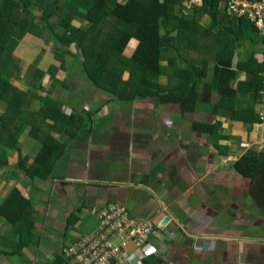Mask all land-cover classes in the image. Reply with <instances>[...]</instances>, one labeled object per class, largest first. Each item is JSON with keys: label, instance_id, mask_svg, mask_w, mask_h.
<instances>
[{"label": "crops", "instance_id": "obj_1", "mask_svg": "<svg viewBox=\"0 0 264 264\" xmlns=\"http://www.w3.org/2000/svg\"><path fill=\"white\" fill-rule=\"evenodd\" d=\"M202 20L206 24L202 28L204 38L194 36L190 44H202V50H196L197 55H201L198 65L203 68L207 61V75L203 76L201 89L196 92L199 96L195 110L184 112L194 116L191 127L196 132L190 133L189 138L177 132L180 140L195 142L196 146L194 144L184 156L177 152L180 147L174 152H162L164 148L156 144L160 138H166L168 147L174 138L172 128L183 126L180 133L185 134L188 127L177 119L179 104L160 101L158 109L154 108L158 125L153 139L149 146L140 149L137 141L145 137L142 133L138 135L148 123V112L135 103L146 99L149 104L150 99L155 101L158 97L127 99L119 106L114 103L104 114L99 113L98 118L103 119L101 125L96 126L94 132L85 126L84 131L89 132V136L81 138L83 133H80L76 146L66 148L58 158L64 160L61 165H53L54 171L52 169L48 176H39L23 169L33 164L27 146L31 138L25 128L18 136L20 151L7 149L9 164H0V202L14 188L29 200L14 225L0 216V264H65L64 249L68 244L99 227L94 211L117 199L135 218H150L156 225L167 214L173 218L167 224L162 223V228H156L151 242L159 251L145 260V264H264V253L253 250L263 247L264 251V242L252 231L257 227L264 230L260 224L264 216L254 212L256 202L248 189L250 179L244 178L234 167L246 154L257 158L264 153V131L258 118L263 104L260 89L256 91L263 45L254 38V26L240 30L243 34L233 40L228 49L232 52L234 77L230 79V86L234 88V95L225 93V88L211 90L205 86L213 84L217 64L214 52L209 53V49L215 51V25L210 17L203 16ZM226 23L232 25V21ZM205 29L213 31V35ZM224 37L229 39L228 35ZM36 39L28 33L14 44L13 53L27 62V67L40 56L27 59L23 55L28 54V46L35 45ZM133 47V43L128 45L124 53L127 49L133 53ZM225 55L226 51L218 57L221 60ZM70 90L65 89L67 98L64 99L73 98L74 89ZM207 91H211L209 101ZM73 104L63 102L61 113L69 114ZM5 105L0 103V112ZM159 113L166 116L158 119ZM206 114H212L213 118ZM214 123H219L217 133L209 131ZM134 129L137 132L132 136ZM63 135L62 140L67 137ZM228 145L231 152L227 155L219 152V148L228 149ZM86 149L91 150L90 155ZM209 149H212V160L206 155ZM21 151L28 158L27 162L31 160L23 167L15 164ZM135 151L141 153L126 167L130 153ZM115 167L121 169L112 171ZM234 175L238 179L226 184ZM243 220H247L251 229L245 234L240 231ZM256 221L260 226L253 224ZM178 223L186 233L180 230Z\"/></svg>", "mask_w": 264, "mask_h": 264}, {"label": "trees", "instance_id": "obj_2", "mask_svg": "<svg viewBox=\"0 0 264 264\" xmlns=\"http://www.w3.org/2000/svg\"><path fill=\"white\" fill-rule=\"evenodd\" d=\"M185 1L0 0V103L6 104L0 112V164L7 162V149L19 151L21 132L33 128L35 139L43 146L27 169L23 165L28 158L20 154L15 164L27 173L48 176L55 156L64 151L56 144L52 132L68 137L73 127L84 126L89 119L109 111L115 99L157 96L156 104L160 101L179 104L177 115L194 111L199 96L196 92L201 89L203 76L207 75V61L203 68L198 65L201 55H197L196 50L201 51L202 44L191 46L190 41L194 36L204 38L203 16L210 17L215 25V51L209 49V53L214 52L217 60L214 82L205 87L225 88V93L233 96L234 88L230 86V79L234 77L232 52L228 49L233 40L243 34L240 30L255 27L253 21L230 13L226 7L229 0H188L189 6ZM228 21H232V25L227 24ZM205 30L211 35L214 33ZM28 33L51 43L53 55L60 62L58 68L50 64L46 70L36 68L33 72L30 64L27 67V62L13 53L12 40ZM132 43L134 51L127 56L124 52ZM26 51L31 52V49ZM225 51V57L220 60L219 54ZM67 54L72 57L68 66L64 58ZM260 63L258 75L255 71L256 91L260 89L259 96L264 103L263 58ZM61 67L71 69L64 81L55 77ZM45 74L51 79L49 84L43 81ZM16 78L23 82L22 87L14 85ZM72 78L77 79L74 88L69 83ZM71 88L76 91L72 99L60 101L49 94ZM100 91L107 94L103 100H99ZM210 95L211 91H207L206 100H210ZM63 102H75L86 114L81 116L72 106L69 114L61 113ZM235 112L238 118L237 109ZM218 125L212 124L209 131L217 133ZM234 167L253 181L250 193L263 208L264 153L257 158L246 154ZM255 181L259 185L254 186ZM28 204L29 200L14 188L0 202V216L14 225Z\"/></svg>", "mask_w": 264, "mask_h": 264}, {"label": "built area", "instance_id": "obj_3", "mask_svg": "<svg viewBox=\"0 0 264 264\" xmlns=\"http://www.w3.org/2000/svg\"><path fill=\"white\" fill-rule=\"evenodd\" d=\"M185 4L189 6V1ZM230 13L247 17L255 25L254 38L262 43L264 61V0H229ZM264 77V71L261 72ZM264 100V88L261 91ZM259 118L264 131V103ZM264 140V139H263ZM94 214L100 221L91 234L68 244L65 264H144L158 249L151 242L156 225L150 218H135L121 204L111 202Z\"/></svg>", "mask_w": 264, "mask_h": 264}, {"label": "rangeland", "instance_id": "obj_4", "mask_svg": "<svg viewBox=\"0 0 264 264\" xmlns=\"http://www.w3.org/2000/svg\"><path fill=\"white\" fill-rule=\"evenodd\" d=\"M16 41H17V39H13L12 42H11L12 45L15 44ZM28 48L31 49V52L26 51L28 54H23L25 58H27V59L28 58L35 59V58H37L40 55L35 61H30V63H29L30 66H31L30 70L32 69L33 72L36 70V68H40L42 70H46V69L49 68L50 64L55 65L57 68L59 67L60 62L53 55V52L51 50V43H46L41 38L37 37L36 44L32 45V46H28ZM131 54H132V51L130 49H127L126 55L130 56ZM64 58L66 59L65 64L68 66L71 63V60H72L71 58L72 57L67 54V55L64 56ZM20 59H22V58H20ZM69 68L70 67H67L66 70H64L63 67H61L59 70H57V72H55V77H57L58 79H61L62 81H64L65 78L68 75L67 72H69V74L71 73V69H69ZM75 79L72 78L69 81V83L72 84L73 88L75 87V83H74ZM18 81H20V83ZM43 81H44L45 84H49L51 82V79H50L48 74L44 75ZM66 82H67V80L65 81V83ZM22 83L23 82L21 80L16 78L14 85H16L18 87H22L23 86ZM24 83L27 85V82L24 81ZM74 93L76 94V91ZM49 94L51 95V97L55 98L56 100H60V101L63 100L64 98H67L66 94H65V90L63 92H61V93H58V92L55 91V92H49ZM72 94H71V96H72ZM71 96L68 95V97H71ZM106 96H107V94L105 92H101V95L99 96V100L105 99ZM149 97H146V98H149ZM89 98H92V97L90 96ZM233 99H234V97H231V100H233ZM124 102H125V100L115 99L112 102V105L114 106V103H115L117 106H119V105H121ZM149 102H150L149 103L150 105L147 104L146 99H143V101H141V103H140V101L135 103L136 107L141 105L148 112L147 117H146V121L148 123L145 124V129L142 132H140L139 135H138L140 137V135L142 133L144 135V137H145V139H142L140 137V140L137 141L141 145L140 149L144 148L145 146H149L150 141L153 139V135H154V133L156 131V128H157V125H158V121L155 119V118H157L156 117L157 113L154 112V108H157L156 106H158V105L156 104V101H154L153 99H150ZM71 106L74 107L75 109H77L81 116L86 114L80 107L77 106V104H73ZM70 109H71V107H70ZM67 113H69V112H67ZM104 113L105 112H103V114ZM206 115L208 116V118H213L212 114H206ZM165 116H166V113H159L158 114V119H161L162 117H165ZM98 117H100V116H96L94 119H89V121L86 122V124L84 126L81 125L78 128L76 126L73 127L72 134H69V137H66V139H64V140H62L64 138V135L62 133H56V132H52L51 131L52 134L54 135L55 139H56V144H60V146L62 148H64V151H65L66 148H72L73 146H76V142L80 139V138H77L80 135V133H83V134L80 135L81 138H82V136H84L86 138L89 136V132L84 131V127L85 126H87L88 130H90L91 132H94V129L96 128V126H100L101 125L103 119H99ZM193 118H194L193 115H188V114L182 113V112L178 115L177 119L181 123L186 125L188 127V130H187V132L185 134H181L180 130L184 128L183 126H181V127L177 126L176 129L172 128L171 134L174 136V138L170 141L168 147L166 146V142H167L166 138H164V139L160 138L156 142V144H159V145H161L164 148L163 151H162L163 153L174 152L177 147H180L181 149H179L177 152H179L180 154H182V156H184L191 149V147L194 146V144L196 146L195 142H194V144H192L190 142H184L183 140L179 139L181 137L180 135H183L186 138H189L190 137V133L195 134L196 131L194 129H192V127H191V123L193 121ZM60 121H62V120H60ZM54 122L55 121L53 120L52 123H54ZM32 130H33V128H32ZM32 130L28 129V131H27L28 137L31 138V143H27V146H28V149H29V151L31 152V154L33 156L32 157V159H33L34 157L37 156V154L39 153V151H40L41 147L43 146V144L42 143L39 144V141H37V139H35V136H34V133H32ZM136 132L137 131L134 129L133 133H132V136H135ZM177 132L180 135H178ZM65 136H67V135L65 134ZM74 137H75V139L71 140V138H74ZM263 139H264V137H263ZM28 141H30V139ZM263 143H264V140H263ZM77 148H80V147H77ZM86 150L88 152V155H90L91 150H89V149H86ZM201 150L203 152V147L201 148ZM218 150L222 154H226V155H227V153L232 151L230 146L228 147V149L219 148ZM140 153H141L140 151H135V152L130 153L129 159H127L126 167H128L130 165L131 161H133V159H135V157H137ZM19 154H20L21 157L25 156L22 151L19 152ZM233 154H235V153H233ZM206 155L207 156L209 155L211 160H212V157H213L212 149L207 150ZM59 157H60V155H56L55 158H54V161H52V164L54 166L56 164L61 165V163L64 161V160H60L59 161V159H58ZM17 160H18V156H17ZM8 161H9V159H8ZM8 161L5 163V165L9 164ZM30 161L31 160H29L27 162V160H26L27 163H29ZM116 169H121V168L120 167H115L114 169H111V170L115 171ZM53 171H54V169H53ZM237 179H238V177L236 175H234L232 181H230V182L227 181L226 184L233 183ZM237 186H240V182L238 183ZM229 193H231V192H229ZM254 206H255L254 207V212L257 213V214H260L261 216H264V209L262 207L257 206V204L254 205ZM240 231H241V233H243L244 229L240 228ZM252 231H254L256 233V235L259 234L260 241L264 242V239H263L264 238V234L261 232V231H264V230H261L259 227H257L255 229H252ZM178 235L181 236L182 233L179 232Z\"/></svg>", "mask_w": 264, "mask_h": 264}, {"label": "flooded vegetation", "instance_id": "obj_5", "mask_svg": "<svg viewBox=\"0 0 264 264\" xmlns=\"http://www.w3.org/2000/svg\"><path fill=\"white\" fill-rule=\"evenodd\" d=\"M252 183H253V181L250 179V184H249V186H248V189H249V192H250V188L252 189ZM257 185H259V183L257 182V181H255V184H254V186H257ZM243 186H245V185H243ZM253 186V187H254ZM256 204H257V206H259V207H261L257 202H256ZM169 214H167L166 216H168ZM165 216V217H166ZM170 216V215H169ZM164 217V218H165ZM171 217V216H170ZM163 218V219H164ZM171 219H172V217H171ZM161 223H159L158 225H161V227H163V225H162V221H160ZM253 224L255 225V226H260V224L262 225V227L264 228V219H261V221H260V224H259V222L258 221H256V222H253ZM240 228H243L244 229V231H243V233L245 234L247 231H250L251 229H249V223L247 222V220H243L241 223H240ZM264 234V233H263ZM263 247H260L258 250H257V248H253V250L255 251V252H257L258 254H263L264 253V251H263V249H262ZM159 251V250H158ZM251 251V248H250V250H249V252ZM244 253V252H243ZM243 260H245V255H243Z\"/></svg>", "mask_w": 264, "mask_h": 264}, {"label": "water", "instance_id": "obj_6", "mask_svg": "<svg viewBox=\"0 0 264 264\" xmlns=\"http://www.w3.org/2000/svg\"><path fill=\"white\" fill-rule=\"evenodd\" d=\"M244 178H245V177H244ZM115 201H117L119 204H121V205H122L123 207H125L126 209L128 208L124 203H121L119 199H117V200H115ZM117 202H116V203H117ZM127 210H129V208H128ZM171 220H173V218L171 219V217L168 215V216H166V217L163 219L162 223H163V224H167V223L170 222ZM178 226H179V228H180V230H181L182 232L186 233V230L182 227V225H181L180 223H178Z\"/></svg>", "mask_w": 264, "mask_h": 264}]
</instances>
